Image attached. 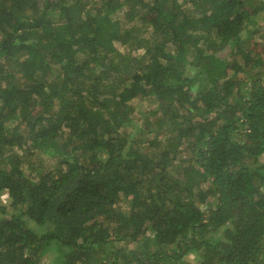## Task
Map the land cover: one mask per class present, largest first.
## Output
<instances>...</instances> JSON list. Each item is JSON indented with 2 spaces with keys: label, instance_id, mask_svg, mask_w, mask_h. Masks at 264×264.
Listing matches in <instances>:
<instances>
[{
  "label": "trees",
  "instance_id": "16d2710c",
  "mask_svg": "<svg viewBox=\"0 0 264 264\" xmlns=\"http://www.w3.org/2000/svg\"><path fill=\"white\" fill-rule=\"evenodd\" d=\"M262 19L0 0V264H264Z\"/></svg>",
  "mask_w": 264,
  "mask_h": 264
},
{
  "label": "rangeland",
  "instance_id": "374dc122",
  "mask_svg": "<svg viewBox=\"0 0 264 264\" xmlns=\"http://www.w3.org/2000/svg\"><path fill=\"white\" fill-rule=\"evenodd\" d=\"M262 22L258 24V26L256 27V29H260L263 34H264V19L261 20ZM259 37V36H258ZM224 55V54H223ZM225 56V55H224ZM138 106L143 107L144 104L143 103H136ZM7 198L3 197L2 202H7ZM122 244V243H121ZM124 245V244H122ZM125 246V245H124ZM135 249V245H130L129 246V250H134ZM195 259L193 256H189V261L193 262ZM42 264H55V256L53 254L48 255L47 257H45V259L43 260Z\"/></svg>",
  "mask_w": 264,
  "mask_h": 264
}]
</instances>
